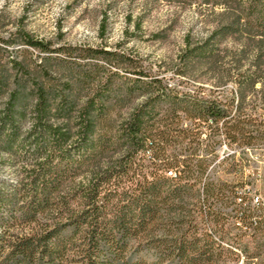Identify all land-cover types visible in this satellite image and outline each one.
<instances>
[{
  "label": "trees",
  "instance_id": "16d2710c",
  "mask_svg": "<svg viewBox=\"0 0 264 264\" xmlns=\"http://www.w3.org/2000/svg\"><path fill=\"white\" fill-rule=\"evenodd\" d=\"M162 1L209 25L169 75L0 12V264H264V208L211 175L216 138L264 142V0Z\"/></svg>",
  "mask_w": 264,
  "mask_h": 264
},
{
  "label": "rangeland",
  "instance_id": "374dc122",
  "mask_svg": "<svg viewBox=\"0 0 264 264\" xmlns=\"http://www.w3.org/2000/svg\"><path fill=\"white\" fill-rule=\"evenodd\" d=\"M0 12L15 21H24L29 31L43 39L111 47L125 43L124 50L141 56L154 70H169L168 75L172 74L171 65L183 49L185 37H202L209 28L196 5L162 0H0ZM138 21L140 29L136 28ZM204 132L209 134V130ZM216 139L222 142L215 146L217 159L211 175L228 184L243 180L247 185L242 193L248 198L253 192L264 197V142L247 151L223 136ZM0 176L14 180L22 178L23 172L20 167L2 165ZM144 259L156 264L152 254H145Z\"/></svg>",
  "mask_w": 264,
  "mask_h": 264
},
{
  "label": "built area",
  "instance_id": "2783aa9c",
  "mask_svg": "<svg viewBox=\"0 0 264 264\" xmlns=\"http://www.w3.org/2000/svg\"><path fill=\"white\" fill-rule=\"evenodd\" d=\"M247 151H250V149H246ZM251 192V191H250ZM251 195V201L253 205H258L264 208V197L259 192H253L250 193Z\"/></svg>",
  "mask_w": 264,
  "mask_h": 264
}]
</instances>
